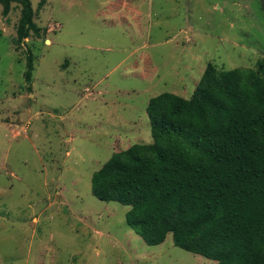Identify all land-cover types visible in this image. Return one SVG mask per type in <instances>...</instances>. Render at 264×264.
I'll return each mask as SVG.
<instances>
[{
    "label": "rangeland",
    "instance_id": "1",
    "mask_svg": "<svg viewBox=\"0 0 264 264\" xmlns=\"http://www.w3.org/2000/svg\"><path fill=\"white\" fill-rule=\"evenodd\" d=\"M31 1L40 35L21 44L19 0L0 4V264H217L172 233L148 245L130 206L99 200L91 181L152 142V97H191L209 62L258 67L264 0Z\"/></svg>",
    "mask_w": 264,
    "mask_h": 264
},
{
    "label": "trees",
    "instance_id": "2",
    "mask_svg": "<svg viewBox=\"0 0 264 264\" xmlns=\"http://www.w3.org/2000/svg\"><path fill=\"white\" fill-rule=\"evenodd\" d=\"M19 4L21 44L40 30L32 1ZM34 60L28 50V83ZM147 113L152 142L115 152L93 173V195L130 206L126 222L148 245L172 233L217 264H264V60L256 69L209 62L191 97L162 92Z\"/></svg>",
    "mask_w": 264,
    "mask_h": 264
}]
</instances>
